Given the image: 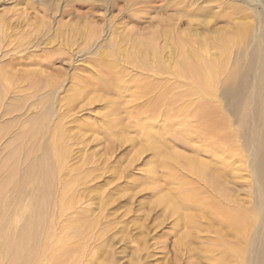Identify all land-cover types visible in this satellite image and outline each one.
Wrapping results in <instances>:
<instances>
[{"label":"rangeland","instance_id":"374dc122","mask_svg":"<svg viewBox=\"0 0 264 264\" xmlns=\"http://www.w3.org/2000/svg\"><path fill=\"white\" fill-rule=\"evenodd\" d=\"M256 1L253 12L264 14V0ZM245 2L0 0V31L4 27L0 36V74L5 78L0 79V231L7 234L6 238L11 239L23 227L27 212L34 214L29 208L30 180L17 193L14 182L19 177L10 176L9 167L17 160L21 174L39 151L33 155L20 151L16 147L17 136L26 134L30 120L42 114L48 105L51 115L38 141L19 140L41 149L50 144L56 129L67 136L66 141L63 138L66 145L63 144L65 149L59 160L62 168L53 179L56 186L51 206L43 216L45 230L36 241L28 243L30 246L41 251L53 244L47 255L54 249L60 254L65 246L70 254L55 255L57 264H216L223 252V246L214 243L220 233L219 223L216 220L207 231L185 238L184 225L166 215L164 206L155 204L158 196L167 191L165 177L161 169L150 179L146 175L156 159L149 150L137 151L142 146L138 134L142 124L163 128L164 109H156L162 94L168 89L171 94H182L188 89L185 81L173 74L177 67V39L211 41L218 39V35L234 34L237 24L248 22L242 16L249 15L250 23L256 19ZM234 9L239 11L233 14ZM226 13L231 15L226 18ZM252 28L256 32V27ZM151 38L158 53L155 57L139 56L137 49ZM238 47L232 46L228 70ZM214 51H208L207 58L212 59ZM138 58L143 59L145 67ZM103 65L105 70L110 69L104 71ZM159 65L163 70L155 72L154 67ZM78 77L83 78V83L90 81L91 88L88 97L70 102ZM100 77L107 79L104 92L94 91L96 84H101ZM135 82L149 83L153 88L136 94L132 88ZM119 84L124 86L121 91L117 89ZM172 98L175 108L187 107V97ZM145 104L153 105L151 117L144 113ZM224 104L222 112L234 124L228 129L235 137L231 152L238 161L242 157L240 162H234L235 169H240V182L227 177L226 187L237 196L243 209H250L253 198L249 188L256 189L253 183L248 184L250 154L240 145L243 139L246 141L245 133L239 141L234 127L238 121H249L252 116L245 104L234 111L227 107L229 103ZM107 120L113 121L110 130L104 127ZM66 183L71 185L68 193L62 188ZM62 196L70 203L67 209L60 207ZM261 217L255 212L250 219L260 224ZM86 223L92 227L82 237L76 229L81 230ZM207 224L206 219L201 221L202 226ZM222 239L234 243L230 235ZM248 244L249 241L243 242L242 264L249 263ZM34 255L36 259L30 258L31 262L26 264H46V257L38 260ZM0 264H5L1 256Z\"/></svg>","mask_w":264,"mask_h":264},{"label":"bare ground","instance_id":"6f19581e","mask_svg":"<svg viewBox=\"0 0 264 264\" xmlns=\"http://www.w3.org/2000/svg\"><path fill=\"white\" fill-rule=\"evenodd\" d=\"M257 3L256 0H246L245 5L253 12ZM238 11V9H234L232 13L235 14ZM253 13L256 15L254 22L250 23L249 15L242 16V19L248 22L237 24L235 28L237 31L229 36L218 35V39L211 41L209 39L198 40L195 37V39H189V37L188 39H177L175 43L177 50L175 64L177 67L174 68L173 74L177 79L185 81V87L188 89L184 90L182 94H171L168 89L166 94L161 95L162 97L159 95V106L156 109L158 110L160 106L164 109L161 118V125L164 129L156 128L149 123V125L142 124L138 134V140L142 146L137 151L141 153L149 150L156 159L155 164L147 169L146 175L150 179L161 169L165 177L164 183L167 191L160 196L157 195L155 204L164 206L166 215L171 218L175 217L176 223L184 225L185 233L183 235L185 238L207 231L214 225L210 223H216V220L219 223L220 233L214 243L222 245L223 252L215 261L216 264H226L227 262L242 264V255L245 254L243 242L245 241H249L248 264H264V14ZM224 15L227 18L231 14ZM252 27H256L257 33L253 31ZM2 29L0 36L3 35ZM148 40L145 43L142 42L141 47L137 49V53L141 57L148 54L155 57L158 53L155 50V44L152 43L153 39ZM237 44L239 47L233 53L234 57L231 63L233 66L229 68L231 73H228L227 66L232 46ZM211 49H215L212 59L207 58L208 51ZM138 59L142 64L143 59ZM103 66L102 69L106 72L110 69L108 67L105 70V65ZM142 67H145V64H142ZM154 70L159 72L163 68L159 65L154 67ZM114 77H116L115 74ZM1 78L3 79L4 76L0 74ZM99 79L101 84H96L95 89L93 85L92 88L94 91L104 92V84L107 79L103 77ZM89 82L83 83L81 77L75 79L70 102L88 97V91L91 88ZM123 87L119 84L117 89L121 91ZM132 88L136 94L141 95L147 93L153 86L149 83L135 82ZM174 95L187 97L189 99L185 105L187 107L175 108V101L172 98ZM0 97H2L1 91ZM225 101L229 103L227 107L231 111L238 109L241 104H245L248 115L252 116L249 121H238L234 127L239 141L245 133L246 141L243 139V143L240 145L243 150L248 152L247 154H250L248 162L251 176L248 175V167H246L248 184L253 183L256 186L255 190L249 188L250 196L253 198V206L250 209H243L236 198L237 196L231 194L226 187L227 177L235 179L237 183L240 182L238 174L240 169H235V163L240 162L242 157H239L238 161L235 153L231 152L233 147L230 145L235 143V137L228 132V129L234 124L222 112ZM47 107L33 121L30 120V127L28 132L26 130V134L17 136L16 147L20 151L29 155L39 151L38 157L21 174H19L17 160L12 161L9 167L10 176L19 177L14 182L17 193L24 185L23 183L30 180L32 205L29 208L34 214L30 216L27 212L23 227L11 239H7V234L0 231V256L5 264L30 263V258L36 259L34 253L38 260L42 256L46 257L44 259L46 264H57L56 256L60 257V254L68 255L69 253V250L64 246L65 251L60 254H57L55 249L50 252L54 254L52 257L50 253L49 255L47 253L53 244L49 249L41 246V251L37 250L36 246L28 244L32 243L31 241L35 240L42 230H45L47 223L44 222L43 216H46L51 206V195L56 186L53 179L57 171L62 168V163L59 160L65 149H63L65 143L63 138L65 141L67 138L61 130L56 129L52 132L50 144L43 145L41 149L39 147L34 149L33 145L19 141H38L51 115V110ZM152 107V104H145L144 113L146 116L153 115L150 113ZM112 123L113 121L107 120L104 127L110 130ZM116 136H118L117 133ZM228 149L230 150L228 151ZM186 151L189 153L186 154ZM15 154L16 151L13 155ZM68 185L66 183L62 187L65 190L64 193H68L71 186ZM69 206V201H66L62 196L61 209H67ZM255 212L262 215L263 221L260 224L250 219V216ZM203 219H206L210 225L202 226ZM5 222L7 223V221ZM91 227V223L83 224L81 230L76 229V233L83 237ZM257 227L259 228L258 232ZM223 230L227 232L224 234ZM226 235H230L234 240L232 245L225 243L226 241L223 242L222 236ZM48 257L52 260L49 261Z\"/></svg>","mask_w":264,"mask_h":264}]
</instances>
